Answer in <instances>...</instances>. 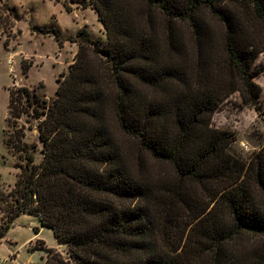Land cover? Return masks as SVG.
Returning a JSON list of instances; mask_svg holds the SVG:
<instances>
[{
  "label": "trees",
  "instance_id": "trees-1",
  "mask_svg": "<svg viewBox=\"0 0 264 264\" xmlns=\"http://www.w3.org/2000/svg\"><path fill=\"white\" fill-rule=\"evenodd\" d=\"M90 3L107 40L79 29L56 97L10 89L6 144L23 162L0 239L27 213L69 250L39 240L33 264H264V147L237 157L212 125L236 91L251 106L261 96L264 0Z\"/></svg>",
  "mask_w": 264,
  "mask_h": 264
},
{
  "label": "rangeland",
  "instance_id": "rangeland-1",
  "mask_svg": "<svg viewBox=\"0 0 264 264\" xmlns=\"http://www.w3.org/2000/svg\"><path fill=\"white\" fill-rule=\"evenodd\" d=\"M90 5V0H0V226L7 221L3 202L12 200L10 192L20 172L17 164L23 162L19 153L6 144L7 134L14 131L7 123L10 89L28 86L49 101L56 97L60 79L75 61L81 25L89 26L95 40L103 43L107 40L105 28ZM259 66H264V52L253 67ZM254 81L262 88L256 105H247L241 92L236 91L220 102L212 116L213 126L233 133L232 153L249 161L264 147V72ZM36 124L37 119L32 113H25L18 119L25 141L38 144L36 159L40 161L42 143ZM124 140L127 145H133L131 138L125 136ZM35 227L41 228L35 217L23 215L17 220V226L10 228L0 244L2 264L45 261L47 254L44 250L31 252L35 245L39 246V243L30 245ZM41 237L49 244L57 242L50 228L42 229ZM53 248L62 256H68L66 244ZM17 252L18 258L12 260ZM204 259L208 264L210 258L206 256Z\"/></svg>",
  "mask_w": 264,
  "mask_h": 264
},
{
  "label": "crops",
  "instance_id": "crops-1",
  "mask_svg": "<svg viewBox=\"0 0 264 264\" xmlns=\"http://www.w3.org/2000/svg\"><path fill=\"white\" fill-rule=\"evenodd\" d=\"M91 4V3H90ZM90 8L92 9V10H94L93 8H92V6L90 5ZM95 11V10H94ZM97 14V13H96ZM83 25V24H82ZM81 25V27L80 28H82V27H84V26H82ZM85 25V24H84ZM85 27L90 31V29H89V26L88 25H85ZM79 28V29H80ZM78 29V30H79ZM90 33L91 34H93L91 31H90ZM23 215H29V216H32V217H35L36 219H38L39 221H40V223H41V220H40V218L38 217V216H36V215H32V214H27V213H24V214H22V215H20L19 217H17V219L15 220V225H13L12 227H11V229H14V226H17V220L19 219V218H21V216H23ZM44 228H49V227H47V226H45V225H43L42 223H41V228H37V227H35L34 228V231H35V234L33 235V237H31V241H30V245L32 244V245H35L36 243H38V241L39 240H43V241H45V245L46 246H48V247H59L60 245H62L61 243H59V241H58V239L56 238V236H55V238H56V240H57V242H56V244H49L45 239H43L42 237H41V232H42V229H44ZM36 229L38 230V231H36ZM51 229V228H50ZM10 230V229H9ZM9 232V231H8ZM8 234V233H7ZM7 236V235H6ZM6 236L4 237V238H2V239H0V244L3 242V240L4 239H6ZM36 246V245H35ZM34 246V247H35ZM36 248V247H35ZM37 250H40V251H42L43 252V250L42 249H34V250H32L31 252H34V251H37ZM16 254V256L15 257H13V258H11L12 260L13 259H17L18 258V255H19V253L17 252V253H15ZM14 253H12V255L14 256L15 255ZM3 263V262H2ZM1 263V264H2ZM5 263V262H4Z\"/></svg>",
  "mask_w": 264,
  "mask_h": 264
},
{
  "label": "built area",
  "instance_id": "built-area-1",
  "mask_svg": "<svg viewBox=\"0 0 264 264\" xmlns=\"http://www.w3.org/2000/svg\"><path fill=\"white\" fill-rule=\"evenodd\" d=\"M3 262V260L1 259V257H0V264Z\"/></svg>",
  "mask_w": 264,
  "mask_h": 264
}]
</instances>
